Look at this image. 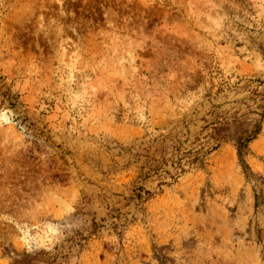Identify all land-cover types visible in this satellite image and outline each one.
Wrapping results in <instances>:
<instances>
[{"label": "rangeland", "instance_id": "1", "mask_svg": "<svg viewBox=\"0 0 264 264\" xmlns=\"http://www.w3.org/2000/svg\"><path fill=\"white\" fill-rule=\"evenodd\" d=\"M263 115L264 0H0V264H264Z\"/></svg>", "mask_w": 264, "mask_h": 264}, {"label": "trees", "instance_id": "2", "mask_svg": "<svg viewBox=\"0 0 264 264\" xmlns=\"http://www.w3.org/2000/svg\"><path fill=\"white\" fill-rule=\"evenodd\" d=\"M263 116H264V115H263ZM255 136H256V134H254V138H255ZM254 138H253V139H254ZM248 142H250V141H248ZM239 147H241V149L245 148V144H244L243 141H240V142H239Z\"/></svg>", "mask_w": 264, "mask_h": 264}]
</instances>
